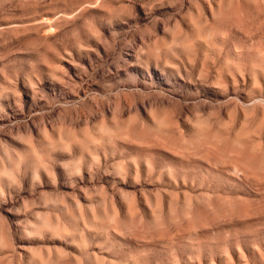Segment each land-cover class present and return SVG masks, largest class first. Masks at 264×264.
Instances as JSON below:
<instances>
[{"label": "rangeland", "instance_id": "rangeland-1", "mask_svg": "<svg viewBox=\"0 0 264 264\" xmlns=\"http://www.w3.org/2000/svg\"><path fill=\"white\" fill-rule=\"evenodd\" d=\"M0 264H264V0H0Z\"/></svg>", "mask_w": 264, "mask_h": 264}]
</instances>
